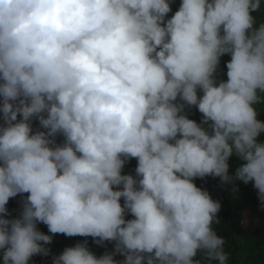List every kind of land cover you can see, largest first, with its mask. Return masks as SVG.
<instances>
[{
  "label": "clouds",
  "instance_id": "clouds-1",
  "mask_svg": "<svg viewBox=\"0 0 264 264\" xmlns=\"http://www.w3.org/2000/svg\"><path fill=\"white\" fill-rule=\"evenodd\" d=\"M171 11L170 0H0L3 264L47 256L55 234L115 245L97 256L78 242L52 264H229L221 203L195 179L252 184L264 209L261 0ZM132 158L135 175L123 173Z\"/></svg>",
  "mask_w": 264,
  "mask_h": 264
},
{
  "label": "trees",
  "instance_id": "trees-1",
  "mask_svg": "<svg viewBox=\"0 0 264 264\" xmlns=\"http://www.w3.org/2000/svg\"><path fill=\"white\" fill-rule=\"evenodd\" d=\"M182 0H170L172 11L168 13V18H170L176 10H178ZM260 17H264V0H261V11L260 13H253ZM229 54H224L221 57L220 65L217 70L218 79H227V61L230 60ZM264 108V106H260ZM186 112L190 119H194L200 122L202 114L198 111L195 106L190 109H186ZM2 117V113H0ZM261 120H264V112H261ZM2 122V119H0ZM34 128L38 126V121H33ZM57 142H62L63 137L57 136ZM264 141V133L258 138ZM137 161L135 158L130 159L125 163L123 168V173L135 175V167ZM230 173L235 167L239 165V161L236 157H231L229 159ZM195 183L199 187L206 188L213 199L219 200L221 203V209L218 212V217L220 223L215 225L218 232L223 235L226 241V250L229 251V264H264V223L261 225H254L250 227L248 225L244 226V230L240 232V229L245 223L246 211L249 213L261 211L264 216V209L260 207V200L257 195V190L252 186V184H244L243 182H238L235 186L231 183H221L219 177H205L196 178ZM231 190H235V194L230 193ZM27 193L18 194L16 197L10 198L7 204L9 213H17V217L22 211V200L26 198ZM121 203L123 204V198H121ZM14 216H10L12 218ZM131 214L126 216V219H130ZM38 229L45 234H51L48 231L47 225L43 223H38ZM60 237L59 242H54L47 245L50 249V253L47 256L44 255H34L29 264H52L53 257L58 255L65 247L74 246L78 242L87 241L89 250L95 255L100 256L104 252H111L114 249L108 247L115 244L114 241H105L103 244L95 243L91 236H66L64 234H56ZM3 250H0V264H3L2 258ZM114 259L123 260L124 257L117 254Z\"/></svg>",
  "mask_w": 264,
  "mask_h": 264
},
{
  "label": "rangeland",
  "instance_id": "rangeland-1",
  "mask_svg": "<svg viewBox=\"0 0 264 264\" xmlns=\"http://www.w3.org/2000/svg\"><path fill=\"white\" fill-rule=\"evenodd\" d=\"M235 192H236L235 190H231L230 191V193H233V194H235ZM9 214H10L9 218H10V216H14L12 218H15L18 215L17 213H12V214L9 213ZM262 223H264V216H263L262 210L261 211H257V212H253V213H249V212L246 211L245 223L242 226V228L240 229V232H242L244 230V226L245 225H248L250 227H254V225H261ZM49 235H51V234H49ZM59 241H60V237L55 234L53 236V240H52L51 244L54 243V242H59ZM114 245L115 244H112L111 246H109L108 250H110V248L114 249Z\"/></svg>",
  "mask_w": 264,
  "mask_h": 264
}]
</instances>
